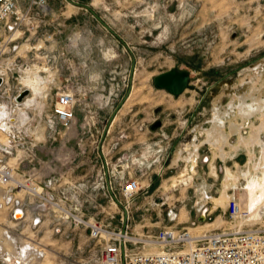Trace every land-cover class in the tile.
Returning a JSON list of instances; mask_svg holds the SVG:
<instances>
[{"label":"rangeland","instance_id":"obj_1","mask_svg":"<svg viewBox=\"0 0 264 264\" xmlns=\"http://www.w3.org/2000/svg\"><path fill=\"white\" fill-rule=\"evenodd\" d=\"M62 1H53L66 12L62 39L81 28L92 32L88 85L97 87L104 80L107 91L112 87L113 95L118 94L111 98L112 106L120 110L107 143L126 136L120 140L121 161L119 155L107 159L121 183L134 179L143 187L131 205V233H156L164 228L199 233L228 227L231 205L237 199L244 203L248 182L262 177L254 169L264 166V0H77L90 5L115 34L90 13ZM97 42L104 48L97 47ZM174 69L190 76L189 87L178 97L154 86L155 77ZM16 78L17 72L0 89V110H12L17 117L24 105L18 108L22 103L17 105L6 93L11 87L10 95H16ZM26 111L32 120L23 131L28 137L41 138L44 110L30 106ZM112 111L101 112V129ZM157 120L162 127L147 130ZM142 124L144 133L138 131ZM1 128L4 141L6 133ZM195 130L201 132L198 140L211 142L217 150L214 154L223 159L225 145L237 152L233 146L241 138L251 133L259 137L254 146L244 147L252 159L251 169H230L239 180L230 185L223 205L214 200L222 195L227 169L221 162L218 169L209 166L207 158L213 150L204 143L195 147ZM241 151L236 161L247 162ZM103 205L104 212L91 208L90 215L107 221L108 213L119 211L105 200ZM37 240L47 247L44 264H69L84 242L50 237L46 228ZM55 250L61 255L56 256ZM76 257L83 259L86 253Z\"/></svg>","mask_w":264,"mask_h":264},{"label":"built area","instance_id":"obj_2","mask_svg":"<svg viewBox=\"0 0 264 264\" xmlns=\"http://www.w3.org/2000/svg\"><path fill=\"white\" fill-rule=\"evenodd\" d=\"M53 1L0 0V89L17 72L16 95H10L11 87L6 93L21 105L34 93L24 82L29 72L40 81L45 107L43 141L23 129L1 128L6 142L0 144V264H44L47 247L37 237L45 228L50 237L84 240L75 257H86L69 258V264H264V205L254 220L234 199L224 229L131 233V205L143 187L134 179L121 183L107 159L119 155L121 161L120 140L126 136L107 143L120 110L111 98L118 94L112 87L107 91L104 80L88 85L92 32L81 28L62 39L66 12ZM62 2L97 19L88 4ZM24 91L29 95L19 103ZM108 108L113 111L101 129V112ZM138 131L144 133V124ZM103 200L119 209L108 213L107 221L90 215L91 208L105 211ZM16 213L21 217L16 219Z\"/></svg>","mask_w":264,"mask_h":264},{"label":"bare ground","instance_id":"obj_3","mask_svg":"<svg viewBox=\"0 0 264 264\" xmlns=\"http://www.w3.org/2000/svg\"><path fill=\"white\" fill-rule=\"evenodd\" d=\"M24 79H27V84L29 86H32V87H33V85L36 86L39 83V81L37 79H34V78L31 77V74L29 72L27 73V76ZM33 91H34V88H33ZM33 94L30 97H32ZM29 98L25 99L23 101V103H22V106H19L18 108L23 107V104ZM29 104H36V95L33 98V100L28 102L27 106H29ZM7 110L6 109L0 110V128L7 126L10 129L11 126H12V127H16V128L19 129V127H18L19 123H18V120H17L18 116H19V121H20L21 125H23V124H25L27 122L28 115L26 114L25 110H20V115H19V110H18L17 117H16V113H13L12 110H10V111L9 110L7 111ZM5 118H8V119L5 120ZM10 120H12V121L10 122ZM13 122H15V123H13ZM19 130H22V129H19ZM257 137H256V135L254 133H251L249 135V137L241 138L239 140L238 144L233 146V147L235 149H240L242 147L246 148L247 146H254L253 144H255V141H256ZM5 142H6V139L4 141L0 139V144H3ZM251 160L252 159L250 158V161ZM261 168L260 169L257 168V169H254V170L256 171L255 173H257L258 171H261L262 172V177H260L259 179L257 177H256L257 179H255L254 177L251 178V181L248 182V187L244 189L245 190V195H244L245 196V201H244V203H241V204L239 203L238 204L239 207L242 210L249 212L251 219H253V218H257L258 219V217L260 215L259 211H260L261 207L264 205V166L261 167ZM212 173H213V175L216 176L215 170H213ZM248 175L250 177V173ZM238 180H239V177L236 175L235 172H232L230 169L226 170V176L224 178V189L222 191V195H221V197L215 198V200H214V201L217 202V205H220V204L223 205V201L228 199V197H229L228 189H229L230 185H236V182ZM244 196H243V198H244Z\"/></svg>","mask_w":264,"mask_h":264},{"label":"crops","instance_id":"obj_4","mask_svg":"<svg viewBox=\"0 0 264 264\" xmlns=\"http://www.w3.org/2000/svg\"><path fill=\"white\" fill-rule=\"evenodd\" d=\"M82 5H87L86 3H83ZM55 7H56V5H55ZM57 8V7H56ZM39 83H40V81H39ZM38 83V84H39ZM33 88H34V94H33V96L32 97H30L23 105H24V109L22 108H20L19 109V115H20V110H25L26 111V109H27V107H32V106H34L35 108H36V110H38L39 112H41L42 111V109L44 110L45 109V107H42V103L38 100L39 99V97L41 96V88H40V85H36V86H34L33 85ZM35 95H36V104H29V106H27L28 105V102L29 101H31V100H33V98L35 97ZM26 108V109H25ZM26 114L28 115V120H27V122L26 123H28L29 121H30V119H31V117L29 116V114L27 113V111H26ZM17 120H18V123H19V129H23V128H25L26 126H24L25 124H23V125H21V123H20V121H19V116H18V118H17ZM32 120V119H31ZM79 120H80V118H79ZM42 124L44 125V123H43V120H42ZM201 132L200 131H198V130H195V140H194V142H195V147L196 146H198L197 148H199V147H201V145L204 143L205 145L206 144H208V145H210V148L213 150V155H211V157H208L207 159H208V161H209V166H212V165H214V167H215V169H218L217 168V165H218V163L220 164V162L221 163H223V165H224V169H238V167L240 168V169H251V167H249V165H251V163H250V155H249V150H247V149H245L244 147V149H245V151H241V150H244L243 148L242 149H239L237 152H235L233 149H232V147L231 146H229V145H225L224 146V149H225V151L227 152V157H225V159H223L220 155H215L214 154V150H215V148L212 146V144H211V142H209V141H200V140H198V136H200L199 134H200ZM232 138L233 137H230V139H229V142H230V140H232ZM38 140H41V141H43V140H45V127L43 126V128H42V134H41V138H37ZM178 141H179V139H178ZM198 141V143H196ZM177 142V141H176ZM175 142V143H176ZM131 149H132V151H134L135 153H137V149L136 148H133V147H130ZM122 150V149H121ZM240 151L242 152V154H244L246 157H248V161L246 162V160L244 161V162H242V163H239L238 161H236V158L239 156L238 155V153H240ZM215 152H217V150H215ZM133 153V152H132ZM195 156H197L196 155V153H194V157ZM198 157V156H197ZM195 159H196V157H195ZM232 163L231 164V167L230 166H228V163ZM174 164H179V162L178 161H175L174 162ZM221 166V165H220ZM171 168V166H169V169ZM211 169H212V167H211ZM221 169H222V167H221ZM107 220H108V218H107ZM103 221H105V220H103ZM114 223L115 224H118V221H114Z\"/></svg>","mask_w":264,"mask_h":264},{"label":"water","instance_id":"obj_5","mask_svg":"<svg viewBox=\"0 0 264 264\" xmlns=\"http://www.w3.org/2000/svg\"><path fill=\"white\" fill-rule=\"evenodd\" d=\"M90 11L91 8L88 6H85ZM94 13V11H92ZM98 21L111 33L115 34V32L108 26L107 23L103 21L101 17H99L96 13H94ZM132 70H134V66L132 67ZM189 81L190 76L188 72L185 71H179L177 69L165 72L160 74L159 76L155 77L154 79V86L156 89L159 90H165L169 94L178 97L182 95L186 89L189 87ZM2 84V79H0V85ZM219 90V88L215 89L214 92ZM29 95V91H24L20 97L17 99L18 102H21L25 97ZM127 98V97H126ZM115 117V115L112 116V119ZM162 127V121L157 120L155 123H153L150 126V130L152 132L157 131L159 128ZM21 215L19 213L15 214V218H20Z\"/></svg>","mask_w":264,"mask_h":264}]
</instances>
